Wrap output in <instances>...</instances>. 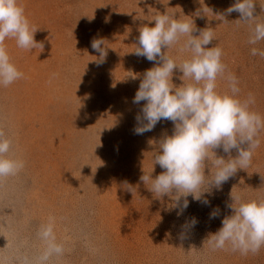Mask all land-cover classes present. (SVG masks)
<instances>
[{"label": "rangeland", "instance_id": "1", "mask_svg": "<svg viewBox=\"0 0 264 264\" xmlns=\"http://www.w3.org/2000/svg\"><path fill=\"white\" fill-rule=\"evenodd\" d=\"M18 2L44 47L4 42L23 77L0 86V133L12 142L9 156L24 167L0 178V264H40L47 245L39 231L49 223L63 252L46 264H264V247L242 254L206 241L232 214L226 207L231 192L244 202H264V131L251 166L213 189L210 205L187 197L190 206L178 217L170 197H155L140 181L144 172L154 169L155 178L164 171L152 156L174 125L162 120L153 131L135 134L145 102L133 103L143 74L155 66L134 53L139 30L168 13L213 31L207 47H220L225 65L217 92L231 94L227 77L235 76L237 98H254L250 111L264 117V57L251 54L253 47L264 51V40L248 43L255 24L264 23V0H254L256 19L248 23L238 21V12L227 13L236 0ZM101 38L107 56L99 64L91 42ZM185 39L162 50L177 64L190 58L180 50ZM182 75L174 70L176 86ZM217 208L219 217L210 219ZM192 218L195 227H182Z\"/></svg>", "mask_w": 264, "mask_h": 264}, {"label": "clouds", "instance_id": "2", "mask_svg": "<svg viewBox=\"0 0 264 264\" xmlns=\"http://www.w3.org/2000/svg\"><path fill=\"white\" fill-rule=\"evenodd\" d=\"M254 0H236L227 9V13H240L238 21L248 23L254 16ZM187 17V16H186ZM222 20L223 15H220ZM150 21L154 27L144 26L139 32L138 46L134 53L145 57L155 66L143 74L133 103L145 102L137 115L135 134L143 135L153 131L162 121H171L174 129L171 135H165L159 141L158 149L153 152L154 165H159L161 174L152 177L144 172L140 177L155 197L168 196L170 205L177 216H182L190 206L187 197L210 205L206 198L213 189L222 190V186L236 175L239 170L251 166L255 149L260 146L259 135L264 131V117L250 111L249 105L254 98L240 100V89L235 76L227 77L231 94L217 92V78L225 72L222 63V49L218 46L208 48L214 40L210 29L198 30L193 20L175 19L174 16L157 14ZM199 31V35H193ZM37 30L30 24L25 10L18 0H0V86L7 87L23 77L12 63L4 42L12 38L21 49L33 50L43 44L35 40ZM186 38L181 51L190 53V58L182 63L172 59L162 51L178 44ZM264 40V23H256L248 43L255 45ZM104 39H94L91 47L99 53L98 63L102 64L107 51ZM252 55L264 57V51L253 47ZM183 75L181 86L173 83L174 70ZM137 78V77H133ZM189 80L192 83L185 84ZM222 149L228 158L218 156L216 150ZM235 150L236 155L232 152ZM11 140L0 133V178L16 175L24 162L11 158ZM210 174H205V169ZM127 186V185H126ZM133 192L134 188H130ZM232 203L226 207L231 215L222 219V226L207 238L214 249L231 246L233 251L242 254L256 253L264 247V202H244L240 197L230 194ZM220 210L214 209L210 219L219 217ZM198 221L192 218L182 227H195ZM40 238L47 248L40 264H46L53 254L63 252L56 243L53 225L41 226Z\"/></svg>", "mask_w": 264, "mask_h": 264}]
</instances>
